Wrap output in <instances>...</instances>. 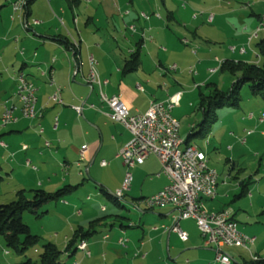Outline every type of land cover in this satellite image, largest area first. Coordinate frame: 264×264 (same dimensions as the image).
<instances>
[{"label": "crops", "instance_id": "1", "mask_svg": "<svg viewBox=\"0 0 264 264\" xmlns=\"http://www.w3.org/2000/svg\"><path fill=\"white\" fill-rule=\"evenodd\" d=\"M16 1L18 0H5L0 6V78L8 73V69L3 70V65L6 63L7 58L11 57H7L4 54L5 48L11 45H17L16 48H21L24 45L18 47L20 41L23 40L20 38V32L13 30V25H17L19 29L25 31L27 39H24L23 43L28 40L29 43L36 45L34 48L35 58L40 56L37 51L38 46H42L47 50L41 55L39 62L28 63L25 53L29 48L24 47V52H21L24 58L20 68L16 69L13 66L12 79H14V83L11 86V90L16 89L15 76L19 70H22L26 77L37 86L36 107L39 118L35 120L23 118L20 110H17L16 114L20 116L18 122L6 127H0L2 129L0 137L7 135L6 139H11L15 135H21L23 133L21 124L23 122L24 124L32 122L35 125L34 128L46 123L47 130L43 128L42 132L41 129L37 132L40 135H44L47 132L48 155L55 162L62 165L64 177L56 182L48 176L47 184L49 185L47 186L49 187L47 189L41 185H32L31 189L43 188L54 192L64 186H71V192L57 201L63 200L64 204L73 206V208H76L74 203L78 199L77 196L73 195L78 194L80 187L87 179L80 180V177L83 176L81 168L84 165L87 167V172H89V168L95 165L101 168L114 165L115 181L96 177V174L94 178L100 181L99 183L95 182L97 185H103L111 192L118 193L116 189L123 183L127 172L123 158L118 157V152L132 137L126 127L112 121L107 115L110 112V107L102 102L100 87L94 85L92 89L91 84L88 83L87 76L90 69L91 56L97 61L96 68L101 78L107 81L102 86V90L109 96L121 94L122 100L132 113L144 112L152 102L165 101L176 94H181L177 103L180 104L186 98L192 97L190 95L196 93L197 90H200L201 84L208 86L211 83L218 71H222L219 67L221 62L234 60L258 63L261 60L258 48L253 46V41L256 37L250 40L253 32H257L260 20L264 16V9H261V1L259 0H253L252 4L247 0H208L203 2L198 0L199 2L192 1L193 4L184 5V7L177 2L169 4L166 3L167 0H162V5L167 10L165 19L160 15L162 8L158 0L151 2L142 0L140 3L135 0L121 1L118 3L120 7L116 3L97 2V9L98 6L101 7L102 5L105 6V10L107 9L104 30L102 29V20L98 17V10L95 11L90 6H86L85 12H80L81 0H68L70 12L65 9L62 0H55L57 2L54 4L52 0H48L49 7H47V10L44 8L42 14L36 12L34 0L30 4L27 18L29 21L38 19L40 22L31 24L29 30H26L21 26L18 19L12 20L11 18L13 2ZM94 2L90 0L88 5H93ZM140 8L141 10L144 8L149 11L147 12L148 18L143 16L145 11L140 13ZM198 10L201 14L208 13L206 22L208 24L217 22L216 26H223L224 23L221 20L226 15L230 16L232 24L235 26L233 29L234 33L230 38L236 40L238 45L230 46V48H225V46L213 48L212 45L221 44L226 38L217 34L219 30L216 29V26L212 25L206 28L203 21H200V17L194 15L199 12ZM157 11L160 13H156ZM209 12L213 14L212 21H209L211 15ZM59 13H61L60 24L57 23ZM133 24H136V31L132 30L131 32L130 27ZM125 28L130 29V32L126 31L125 33L124 31L123 33L122 30H125ZM261 39H264V36ZM74 41L79 42L78 48L73 46ZM120 42H122L123 47ZM198 45L201 46L199 47L200 49L195 50ZM233 47L235 48L234 51L231 49ZM243 48L246 49V52L241 51ZM136 52H138L136 70L125 71L128 60ZM228 53L237 54L238 56H234L233 59H227L225 57L230 56ZM221 54L224 56L222 60ZM194 56H200L198 62H196ZM211 57L212 59H207ZM213 62L218 64L217 67H213L216 70L213 71L212 68L203 69L205 63L210 66ZM42 64H47V72L43 70L40 76L37 77L26 69L27 67L40 66ZM194 68L197 71H193ZM58 88H60L62 102L51 98ZM4 97L5 95L0 93V106L3 105V111L5 105H8L11 96H6V99ZM78 105L83 106L82 113H79L74 108V106ZM177 109L178 106L173 110L174 116V112ZM250 118L255 119L254 116ZM261 123L264 124V121L261 122L258 119L257 124ZM253 133L247 136L245 143L248 142L249 136H252ZM245 135L246 131L243 130V136ZM262 135H264V130ZM241 138L243 137H239L240 141ZM6 142L5 139H2V146L7 147L8 143ZM53 145H57V150L63 152L62 159L56 157L58 153L57 150L56 152L53 151ZM85 146H88V151L85 159L82 160L80 154ZM27 150L17 149V151L10 152L8 160L5 158V167L2 166L1 158L3 155H1L0 169L5 170L9 176H12L14 171L19 168H31L34 164L31 159L26 157L24 161L16 157L18 153ZM229 150L234 151L235 147H229ZM104 160L107 162L106 165H102ZM228 160L233 162L234 167L239 165L235 160V155L229 157ZM47 163L49 162L47 161ZM36 169L38 170L37 166ZM131 171L133 179L129 190L125 192L123 197L126 203V200L132 196L131 200L137 208H140L141 203L139 200L141 198L156 194L169 182L167 176L162 173V166L156 154L149 155L144 163L135 165ZM242 171L240 170L239 172L241 173ZM153 175L157 178H151ZM230 175L231 172L228 173L227 177H230ZM147 177L151 179H145V182L141 184L142 179ZM226 179V177L222 179L219 175L215 198H201L203 211L212 213L229 208L223 206L218 209V207L212 205V203H218L217 200L221 191L220 184L226 183ZM151 181L157 184L146 195L147 193H144L145 186ZM262 182V180H254L253 175L245 178L240 183L243 189L240 196L248 193L252 198H255V192L262 193L261 191L264 190V182ZM20 186L19 190H26L27 188L25 184ZM139 186L140 189H138ZM136 191L139 193H136ZM134 195L139 197L137 198ZM223 197L227 198L228 194L224 193ZM100 209L104 211L105 207L103 206ZM140 210L141 216L138 223L132 221H129V223L121 222L116 228L115 237L112 233L106 231L102 234V237L100 236L99 239L93 241L94 245L97 246L101 241H108L107 243L113 250V255L117 256L120 255L118 252L120 247L118 241L125 236L129 239L128 243L131 244V248L129 251L126 250V252H132L136 257H148L152 254V250L155 249H159L160 254L161 246L164 244L165 239H167V246L170 249L175 248L173 242L183 241L179 234L173 230V227L178 225L182 230L186 231H192L195 227L200 232L202 244L214 250L215 246L206 244L205 238L193 218L179 219L178 208L171 205H162L153 209L142 207ZM232 212L234 218L238 221L237 213L235 211ZM247 218H250V216H247ZM238 223L241 225L240 221ZM121 224H124V226L122 227ZM146 227L150 229L147 230ZM75 228L71 226L73 231ZM132 228L139 231L136 239L128 235L129 230ZM241 230L247 233V228H244V225ZM96 234L94 233L88 237V247L91 238H94ZM106 235H108V238H104ZM191 235L192 232H188V240L183 242H190ZM252 236L255 237L254 244H256L258 233H254ZM70 237H65V246ZM183 254L180 253L177 258H180ZM255 255L261 257L258 253ZM105 257H108V255H105ZM173 260L177 261L179 259L174 257Z\"/></svg>", "mask_w": 264, "mask_h": 264}, {"label": "rangeland", "instance_id": "2", "mask_svg": "<svg viewBox=\"0 0 264 264\" xmlns=\"http://www.w3.org/2000/svg\"><path fill=\"white\" fill-rule=\"evenodd\" d=\"M4 1L5 0H0V6L4 3ZM25 1V11L28 15L29 11L28 7L26 6L27 0ZM89 1L90 0H81L82 4L80 5V12L82 11V13H84L86 6H90L95 11L98 10V17H100V19L102 20V29L104 30L107 19V9L105 10V6L103 5L101 7L98 6L97 9V2H111L118 5L119 2L127 0H93L95 1L94 4L88 5ZM135 1L137 3L142 2V0ZM151 1L153 0H145V2ZM158 1L159 3H161L162 8L160 11V15L165 19L167 17V10L162 5L163 1ZM192 1L199 2L198 0H167L166 3L170 4L171 2H177L181 4L182 7H184V5L189 6L190 4H193ZM203 1L208 0H202L201 2ZM247 1L251 4L253 2V0ZM259 1H261V9H264V0ZM34 2L36 3L35 10L37 13L42 14L43 9L45 8L47 10V7H49L48 0H35ZM56 2L57 1L52 0L53 4ZM62 2L65 9L70 12L68 0H62ZM118 7L120 6L118 5ZM140 11V13H142V11H145L146 14H148L147 12H149L144 8H142V10L140 8ZM160 12L157 11L156 13ZM210 14L213 15L212 13ZM194 15H198L200 17V21H203V24L206 28L212 25H217V22L212 24H208L206 22L208 13L201 14V12L199 11ZM60 18L61 13H59L57 20V23L59 24L61 23ZM221 21H223L224 25L216 26V29L219 30L217 34L222 35V37H225L226 39L221 44H215L212 45V47L221 48L225 46V48H230V46H237V41L230 38L234 33L233 29L235 27L232 24L233 22L230 16L226 15V17ZM133 25L136 27V24ZM12 28L16 32H20L21 40L24 41V39H27L25 31L19 29L17 25H13ZM124 31L125 33L126 31L130 32V29L125 28V30L123 29L122 32L124 33ZM259 36V38L256 37L253 41V46L255 47H257L256 44L262 38V36H264V33H261ZM23 41H20V43L18 44V47H21L24 44L21 48H16L17 45H11L4 50V54L7 57H11L9 59L7 58L6 63H4L3 65V70L5 71V69H8V73L5 75L3 74L4 76L0 78V93L5 95V97L11 96L9 98L8 105H12L16 100L15 88L11 90V86L14 83V79H12L13 66L18 69L23 62L22 59L24 58V55H22L21 50H23L24 47L29 48V50H27V52L25 53L28 63L39 62L41 60V55L44 54V52L47 50L42 46H38L37 51L38 53H40V56L35 58L34 48L36 45L29 43L28 40H25L24 43ZM120 43L122 46V42ZM199 47L201 46L198 45L195 50H199ZM20 53L21 55H19ZM228 54L230 56L225 57L227 59H233L234 56H238L237 54L235 55L233 53ZM199 57L200 56H194L196 62H198ZM220 57L221 60L224 59L222 58L224 57L222 56V54ZM207 59H212V57ZM217 66L218 64L215 62L211 63L210 66L205 63L203 69H213V67ZM26 69L33 73L35 77H37L40 76V73L43 70L47 72V64H42L40 66H31L27 67ZM193 71H197L196 68H194ZM235 81L236 77L229 71H218V73L211 80V82L216 83L218 88L223 91L230 90ZM201 85L202 87L200 90H197L196 93L190 95L192 97L186 98L180 104L176 105V107L178 106V109L174 112V114L179 118L181 122V136L184 140H186L190 132L195 133V135L191 137L190 143L206 153L209 161V166L217 169L222 179H225V177L227 178L226 183L220 184L221 191L220 196L217 200L218 203H212V205H215V207H218V209L223 206L229 207V209L237 213V219L242 225H240V227L242 228L244 225V228H247L246 234L249 233L248 235L252 236L254 233H258V240L256 244H252L250 247L251 251L254 252V254L258 253L262 258H264V190L261 191L262 193L255 192V198H252V196H250L248 193L240 196V193L243 190L240 183L245 178L253 175L254 180H262L264 182V135H262L264 124H257L258 118L264 113V101L258 97L252 96L248 85H244L241 89L242 100L240 102V106H224L222 108H219L217 110L218 121L213 125L210 132H208L205 137H201L196 134L200 130V123L203 120V114L198 109L200 102V91L209 93L213 89V86L208 87L205 84ZM5 99L3 100L5 101ZM2 107L3 105L0 106V116L3 112ZM251 113L254 114L255 119L250 118ZM26 124L27 123L24 124V122L21 124L23 131L21 135H15V137L11 139H6L7 135L0 137V156L3 155L2 158L4 157V159L1 158L2 166H6L5 158H7L8 160V155H10V152L17 151V149H28L27 151L18 153L16 156L18 159H22L25 161L26 157H28L34 163L31 168L24 167L15 170L12 176H9L5 170L0 169V204L10 203L11 201L15 200L17 198V191L19 190V187H21V184L27 185L26 194L28 197H32V193L29 192L32 185H41L43 186V188L47 189V187H49L47 186L49 185L47 184L48 176H50L53 181L56 182L57 180H62V178L64 177V168L62 167V165H60L58 162H55V160L50 158V155H48L47 132L44 135H40L37 132L39 129L43 128L47 130L46 123L40 125L38 128H34L35 125L32 122L30 124ZM1 130L2 129L0 128V131ZM243 130H252L254 132L252 136H249L247 143H243L239 140V137H244ZM132 138L133 136L131 137V140ZM2 139H5V141H7V147L2 146ZM207 139L209 141L208 143ZM232 146L235 147L234 151L229 150V147L231 148ZM57 147V145H53L52 148L54 152H56ZM57 153L58 155L56 154V157L62 159L63 152L57 150ZM233 155H235V160L239 163V165H237L236 167H234L232 161L228 160V158ZM122 160L124 162V159ZM47 161L49 163H47ZM36 166L38 170L36 169ZM113 167L114 165H109L107 168H101L98 167V165H95L89 168V172H87V167L85 165L81 168L83 176L80 177V180L82 181L84 178L87 179L85 180V183L80 187V191L78 192V194L73 195L75 197H78L77 202L74 203L76 208L64 204L63 200H52L43 207L42 210L49 211L43 217L36 218L31 213H25L23 215L24 222H26L30 226L33 233L40 235L41 242L36 247L28 249L25 255H21L8 248L6 246L4 237H0L1 264H15L17 262L25 260L26 258H31L34 261H38L39 255L43 250L42 245L49 241L55 243L62 251L61 257L62 260L65 261V264H75L76 262H78L79 264H224L216 261V247L214 248V250H212L211 248L205 247L202 244L200 232L195 229V227L192 231L184 230L187 233L192 232L190 242H183L184 240L173 242L175 248L170 249L167 246L168 241L167 239H165L164 244L161 246L160 254L159 249H155L152 250V254L148 257H136L132 252H126V250L129 251V249L131 248L130 243H127V246H122L119 244L120 247L118 248V252L120 255L117 256L113 255V250L110 247L109 243H107L108 241H101L97 246H95L93 241L95 239H99L100 236L102 237V234L106 231L112 233L115 237L116 228L120 222L129 223V221H132L138 223L141 216L140 209H142V207L146 208L144 204H141L140 208L135 207L133 201L131 200L132 196H130V198L126 200L127 202L124 204L125 207H119L101 193L100 186L95 183H99L100 181L95 180L94 175L96 174V177H103L104 179L115 181L116 177L114 175ZM240 170L243 171L240 173ZM229 172H231V175L230 177H227ZM151 178L156 179L157 177L153 175L151 176ZM151 178H143L141 184L145 182V179ZM156 184V182H148L145 186L144 193H147L146 195H148V191L152 190L156 186ZM122 185L123 183L119 188L116 189V191L120 190L122 188ZM140 186L138 189H140ZM136 193L139 192L136 191ZM224 193L228 194L227 198L223 197ZM88 196L89 198H87ZM135 197L138 198L139 196ZM103 206L105 207L106 211H101L100 208ZM247 216H250V218H247ZM99 218L100 221H98L97 224L95 223V228L99 232L95 235L94 238H91L88 247V249L91 250L92 256H86L85 252L80 248H77L75 254L70 256L69 252L65 251V237L72 235L73 230L71 229V226L78 227L79 225H82L84 229L87 230L91 227L90 222ZM146 229L149 230L150 228L146 227ZM138 233V230L132 228L129 230L128 235L133 239H136ZM224 251L230 255L231 264H243L245 261H248L250 264L251 253L249 250L245 248L225 247ZM180 253L184 254L180 256V258H177ZM105 255H108V257H105ZM174 257L179 260H173Z\"/></svg>", "mask_w": 264, "mask_h": 264}, {"label": "built area", "instance_id": "3", "mask_svg": "<svg viewBox=\"0 0 264 264\" xmlns=\"http://www.w3.org/2000/svg\"><path fill=\"white\" fill-rule=\"evenodd\" d=\"M25 3V0L13 2L11 18L12 20L18 19L21 26L29 30L31 24H38L40 21L38 19L28 20ZM143 16L149 17L145 13ZM212 20L213 16L210 15L209 21ZM130 28L136 31L134 25ZM261 33H264V16L260 20L257 32H253L250 40L258 37ZM231 49L235 50L234 47ZM241 51L246 52V49L243 48ZM21 52L23 53V50ZM96 64L97 61L91 56L87 76L88 83L100 87V98L103 103L110 107V112L107 113L109 118L122 124L133 136L132 140L118 152V157L123 158L127 166L126 176L118 193L124 196L125 192L129 190L133 179L131 169L137 164L144 163L149 155L156 154L162 166V173L167 176L169 182L161 191L153 195L152 200H140L139 202L148 209L161 207V204H171V206L178 208L179 219L193 218L204 236L206 244L217 248L216 261L218 262L231 261L230 255L224 251L225 247L245 248L251 253L250 246L254 244L255 237L241 230L238 221L233 218L231 209L226 208L212 213L197 212L196 195H202V191H209V180L214 179L215 175H219V173L215 168L209 166L208 161H202V153L204 152L201 149L193 144L185 143L180 135L181 122L173 115V110L181 94H176L165 101H154L144 112L132 113L122 100L121 94L109 96L102 90V86L107 81L101 78ZM15 80L16 100L12 105H5L0 116V127L18 122L20 116L16 114L17 110H20L23 118L30 120L39 118L36 107L37 86L26 77L22 70L16 74ZM51 98L62 102L60 88ZM74 108L82 113L83 106L78 105ZM253 116L254 114L251 113L250 117ZM258 119L263 122L264 113ZM42 131L43 129H41ZM252 133V130H246V136L241 138V142L245 143L247 136ZM47 144L49 145V143ZM87 151L88 146L81 150L82 160L85 159ZM106 164L105 160L102 161V165ZM216 195L217 192L210 191V198H215ZM173 230L179 234L182 240L188 239V233L178 225H175ZM104 238H108V235ZM128 241V238L121 237L118 242L122 246H127ZM79 246L82 247L86 256L92 255L88 249L87 240L81 241Z\"/></svg>", "mask_w": 264, "mask_h": 264}, {"label": "trees", "instance_id": "4", "mask_svg": "<svg viewBox=\"0 0 264 264\" xmlns=\"http://www.w3.org/2000/svg\"><path fill=\"white\" fill-rule=\"evenodd\" d=\"M33 1L27 0L26 6L28 7V11ZM257 48L261 58L258 63L234 60H226L222 63L220 69L222 71H229L236 77V81L230 90L223 91L215 83L211 82L208 84V87L213 86V89L209 93L200 91L198 109L203 114V120L200 123V130L196 134L205 137L210 132L213 125L218 121L217 110L219 108L224 106H240L242 100L241 89L244 85H248L252 96L264 101V39L258 41ZM137 54L138 52L128 60L125 71L130 72L136 70L138 66ZM193 135L195 133L190 132L185 143L189 144ZM100 191L115 205L125 207V199L123 196H118L116 192H111L103 185H100ZM26 192V190L20 189L17 191V198L15 200L10 203L0 204V237H4L8 248L21 255H25L28 249L36 247L41 242L40 235L31 231L30 226L24 222L23 215L25 213H31L36 218L43 217L49 212L48 210H42L43 207L52 200L63 198L71 192V186H64L54 192L47 191L43 188H34L29 191L32 193V197H28ZM98 221H100V218L91 221V227L87 230L82 225L75 228L65 246V251L69 252L70 256L75 254L77 248H80L79 244L81 241L87 240L89 236L99 232L95 228ZM121 226L123 227L124 224H121ZM42 248L43 250L39 255L38 261L26 258L15 264H65V261L61 257L62 251L55 243L49 241L44 243ZM75 264L79 263L76 262ZM243 264H249V262L245 261ZM250 264H264V258L258 257V259H254L251 257Z\"/></svg>", "mask_w": 264, "mask_h": 264}, {"label": "bare ground", "instance_id": "5", "mask_svg": "<svg viewBox=\"0 0 264 264\" xmlns=\"http://www.w3.org/2000/svg\"><path fill=\"white\" fill-rule=\"evenodd\" d=\"M213 16V15H212ZM79 42L78 41H74L73 42V46L75 48L79 47ZM204 152V151H203ZM202 161H208L207 155L206 153H202ZM209 162V161H208ZM218 182H219V175H215L214 179L209 180V191H202V195H196V206H197V212H205L202 210V203H201V198L203 197H208L210 198V191L212 192H217V186H218ZM118 196H123L119 193H117ZM153 195L147 198H144L143 200H152ZM162 205H171V204H161ZM80 249H82L81 246H79ZM251 257H253L254 259H258V256L255 255L254 253L251 252ZM231 261H227L224 262V264H230Z\"/></svg>", "mask_w": 264, "mask_h": 264}, {"label": "water", "instance_id": "6", "mask_svg": "<svg viewBox=\"0 0 264 264\" xmlns=\"http://www.w3.org/2000/svg\"><path fill=\"white\" fill-rule=\"evenodd\" d=\"M92 89H93V85H91Z\"/></svg>", "mask_w": 264, "mask_h": 264}]
</instances>
